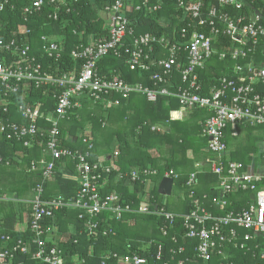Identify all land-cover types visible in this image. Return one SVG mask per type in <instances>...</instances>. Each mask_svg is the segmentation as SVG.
Masks as SVG:
<instances>
[{
    "label": "built area",
    "instance_id": "built-area-1",
    "mask_svg": "<svg viewBox=\"0 0 264 264\" xmlns=\"http://www.w3.org/2000/svg\"><path fill=\"white\" fill-rule=\"evenodd\" d=\"M28 1L20 9L21 21L16 25L18 30L13 33L16 37L5 41L0 35V111H9V95L18 93L21 90L19 84L24 82L33 88L57 86L60 93L54 97L57 103L54 120L49 116L44 118L38 108L22 104L17 108L24 121L21 125L0 117V137L21 142L25 148L44 141V153L50 157L29 164L28 172H40L41 175V181L33 188L29 201L30 237L14 240L10 235H1L4 246L0 248V264H14L17 254L30 256L39 264H64L61 250L55 246L47 247L46 237L52 230L43 225L45 219L53 218L55 213L64 209H76L80 219L87 218V231L93 237L99 233L103 236L113 234L110 229L101 230L99 222L93 221L104 212H111L118 221L123 213L162 217L169 224L168 229L161 228L164 236L173 228L175 220L181 218L186 237L197 241L195 252L200 260L209 262L214 255L225 260L228 257L225 249L230 246L245 252L257 251L254 264H264V172L259 169L263 166L256 165L255 161L248 164L231 161L224 135L228 126L264 128V63L256 64L252 60L246 62L262 45L264 54V0H168L182 14L179 22L183 23V27L177 39H157L149 34L136 36L126 15L127 12L142 8L157 13L162 10L165 0H142L141 5L135 7L128 4L129 0H114L102 12L107 24V37L92 39L89 45L72 50V59L82 62L80 71L63 73L57 77L42 71L41 64L31 55V47L20 37L30 33L27 27L30 19L43 8L64 5L65 0ZM7 8L14 10L13 0L0 2L1 34L9 30L13 23L12 17L5 21L1 19ZM56 13L48 16L55 22L58 20ZM217 45L225 47L219 51ZM46 52L50 58L55 55L59 58L55 45L46 48ZM110 54L117 58L124 55L126 66L131 71L148 73L152 86L128 83L114 75L102 77L97 62ZM213 56L219 62L231 60L236 64L232 69V77L216 80L209 95L203 96L198 72L205 68ZM239 61L245 62V65L238 64ZM175 73L180 75V86L172 82ZM87 95L94 103H105L106 107L120 106L122 101L133 95L143 96L149 103L156 102L159 97L172 98L177 100L180 111L172 113L170 120L184 118L185 114L199 109L210 114L203 123L202 135L207 139L206 151L211 157L196 163L195 172L189 175L186 184L192 187L189 193L192 210L189 214L176 215L149 201L135 209L122 204L116 193L102 196L100 191L104 187V177L118 171L117 165H105L103 158L93 162L88 152L82 155L59 147L58 122L65 119L74 107H80L77 98ZM42 118L46 119L48 127L41 126ZM151 129L161 130L159 127ZM261 144L264 147V130ZM87 147L91 148L90 145ZM261 153L264 155V149L258 157ZM116 156L118 152L114 153ZM66 157L76 160L73 177L79 184L76 197L70 200L63 197L44 199V185L53 180L55 161ZM205 166L218 177L215 187L217 195L210 200L209 207L223 212L219 216L204 207L206 196L197 197L193 189L197 174ZM156 174V170L135 169L125 174L119 172L118 179H128L134 183L148 180ZM164 177L176 179L178 176L170 170ZM240 195H248L249 199L239 201H243L240 211L227 212V208L232 205L230 197ZM172 241L176 242L175 237ZM161 250L159 246L158 257ZM182 251L183 248H180L178 253ZM106 259H115L122 264L146 263L137 255L118 256L112 253ZM76 264L86 263L78 260Z\"/></svg>",
    "mask_w": 264,
    "mask_h": 264
},
{
    "label": "trees",
    "instance_id": "trees-1",
    "mask_svg": "<svg viewBox=\"0 0 264 264\" xmlns=\"http://www.w3.org/2000/svg\"><path fill=\"white\" fill-rule=\"evenodd\" d=\"M113 1L65 0L64 5L61 6L48 5L30 19L27 26L30 33L20 39L29 44L31 55L41 64L43 72L57 77L63 73L80 71L82 62L72 59L71 52L77 47L89 45L92 39L107 37V24L102 12ZM141 1L129 0L128 4L135 7L141 5ZM155 1L151 0V2ZM13 3L14 10L10 11L7 8L1 16L2 21L13 18L11 28L0 33L5 41L7 38L16 37L13 33L18 30L16 25L21 21L20 9L29 1L13 0ZM56 11L58 20L55 22L48 16ZM126 15L136 36L149 34L157 39H177L183 27V23L179 22L182 14L177 11L174 3L168 0L162 3V10L157 13H151L142 8L139 11L127 12ZM51 45L57 47L59 58H56V55L52 58L48 56L46 48ZM217 46L219 51L225 47ZM262 48L263 45L254 55H250L246 62L252 60L256 64L264 63ZM151 55L155 56L154 53ZM121 57L117 58L110 54L101 58L97 62L99 74L108 78L112 75L118 76L132 84L141 83L148 87L152 86L148 73L131 71L126 66V57L124 55ZM237 63L245 65L243 61ZM235 64L231 60L219 62L216 56H213L205 64V68L198 72L199 83L203 88L201 94L208 96L216 80L232 77ZM172 82L175 86H180L181 78L178 73L173 75ZM9 84L13 83L9 82ZM19 85L21 90L9 95V111L7 113L0 111L2 120L8 119L18 125L24 123L17 112L20 104L38 108L44 118L49 116L55 119L57 103L54 97L60 93L57 86L33 88L28 85V82ZM77 101L80 107H74L65 119L58 122L59 147L82 155L88 152L90 161L97 162L103 158L105 165H111L108 155L114 156V153L118 152L115 159L118 171L104 177V187L100 194L104 196L116 193L121 198L122 204L131 205L135 209L148 194L147 201L173 213L174 210L168 201L169 197L162 196L158 192V185L165 173L173 170L178 177L173 179L171 196L177 199L179 194L185 195L184 199H181V210L173 214H189L192 210L189 198L192 187L189 188L186 185L189 175L195 172L196 163L211 157V154L206 151L207 139L202 135L203 123L210 114L206 110L199 109L189 112L184 118L170 120L172 112L178 111L179 107L175 99L168 97H159L156 102L149 103L143 96L133 95L128 100L122 101L118 107H106L105 103H94L88 95L77 98ZM44 118L41 119V126L48 127L49 124ZM154 126L161 130L152 131L151 127ZM241 127L243 126H236L237 129ZM245 127L242 129L246 131L247 136L242 143L228 138L231 126L225 129L224 135L227 148L231 150L230 160L248 164L253 160L251 154L257 155L261 152L263 129ZM254 130L258 131V135H252ZM84 140L87 142L84 143ZM89 145L90 149L87 147ZM263 156L261 153L260 161H264ZM41 158L47 160L50 158L49 154L44 153V141L25 148L21 142L7 141L0 137V173L3 174L0 185L6 186L9 184L8 177H14L20 184V189H16L19 192L17 198H21L23 194L33 190L35 185L40 183V172L30 173L28 167L31 161H38ZM75 162L76 160L71 157L55 161L53 180L44 185V199L63 197L70 200L76 197L79 184L73 179ZM131 169H151L156 170L157 174L148 180L134 183L128 179H118L119 172L125 174ZM204 169L197 174L195 182L197 180L206 182V192L203 195L195 192V195L200 198L206 196L207 200L203 201L204 207L216 216L222 215L223 212L209 207L210 200L217 195L215 187L218 184V177L211 174L208 167L205 166ZM150 182L153 183V187L148 189ZM248 199V195L230 197L229 201L232 205L227 208V212L240 211L243 201L242 203L239 201ZM3 204L5 223L11 225L15 219L19 221L24 204L19 203L18 206L11 203ZM0 216H3V213L0 212ZM96 220L101 230L110 229L113 234L103 236L99 233L95 237L89 236L86 226L87 218L80 219L79 211L76 209L61 210L55 213L53 218L43 221L45 227L51 230L55 227L56 234L62 238L63 242H58L56 247L62 252L64 264H76L78 260H84L86 264H102V262L118 264L115 259H106V256L112 253L118 256L137 255L146 261L145 264H254L256 262L257 251L245 252L230 246L225 249L228 256L225 260L217 255H214L209 262L200 260L195 252L197 241L186 237L181 218L175 220L173 228L168 230L166 236L161 233V228L168 229L169 224L164 221V218L158 216L123 213L121 220L118 221L111 212H104L93 219V221ZM7 228L9 229L4 232L0 231V236L10 235L14 240L30 237L28 231L17 234L12 232V227ZM173 237L176 242L172 241ZM51 246L53 245L47 244L48 248ZM159 246L162 250L158 257ZM180 248H183V251L178 253ZM13 263L39 264L30 256L21 254L15 256Z\"/></svg>",
    "mask_w": 264,
    "mask_h": 264
},
{
    "label": "crops",
    "instance_id": "crops-1",
    "mask_svg": "<svg viewBox=\"0 0 264 264\" xmlns=\"http://www.w3.org/2000/svg\"><path fill=\"white\" fill-rule=\"evenodd\" d=\"M201 93H202V91H201ZM179 111H180V109H178V111H174L172 113H176V112H179ZM154 127H157V126H154ZM242 128L245 129L246 127L243 126L240 129L231 127L230 132H228L229 133L228 138H230L232 140H237V141H239L241 143L244 142V140H245L244 137L247 136V135H246V131L243 130ZM252 135L253 136H256V135H258V133L252 132ZM230 153H231V150L228 149V155ZM189 155L191 157V154H189ZM250 156H252V158H253V160L251 162L254 163V161H255V164L256 165L260 164V166H264L263 161H260V158L258 157V154L257 155H252L251 154ZM253 156H255V159H254ZM108 157H109V162H110L111 165L112 164L117 165L115 163V161H116L115 159L117 158V156L114 157L113 155H108ZM257 159L259 160L258 162H257ZM204 168H203V170H205ZM259 169H260V172H264V169H261V168H259ZM132 170H135V169H131L130 171H132ZM126 173H128V172H126ZM173 185H174V183H173ZM152 187H153V183L150 182V184L148 185V189H151ZM193 189L198 194H201V195L205 194V192H206V182L203 183V180H197L195 182L194 186H193ZM172 190H173V187H172ZM29 194H30L29 200H18L17 201L18 203H23L24 205L22 206L23 207L22 209L20 208L21 209V212H20V220L19 221H16V219H15V221L11 225H7L5 223V220H4V212H3V209H5V207H4V204H3V200L0 197V212H1V214L3 213V216H0V231L4 232V231L8 230L9 228H7V227H12V232L17 233V234H24V233H26L28 231V222H29V217H30L29 216L30 215V205H29V201L32 199V190L29 191ZM171 194H172V192H171ZM178 196L179 197H177V199L175 197L173 198L171 195L168 196L169 197L168 201H169L170 205L172 206V209L174 210V212L181 210V199H184V197H185L184 194H179ZM165 197H167V196H165ZM147 198H148V194L142 199V201L143 202H146L147 201ZM56 233L57 232H55V227H54V229L52 230V233H50L46 237V241L49 244H51V245H53L55 247L57 246L58 242H63L62 241V238L59 237ZM3 246H4V244L2 242H0V247H3Z\"/></svg>",
    "mask_w": 264,
    "mask_h": 264
},
{
    "label": "rangeland",
    "instance_id": "rangeland-1",
    "mask_svg": "<svg viewBox=\"0 0 264 264\" xmlns=\"http://www.w3.org/2000/svg\"><path fill=\"white\" fill-rule=\"evenodd\" d=\"M113 107H118V106H113ZM259 129L264 130V128H259ZM254 132L258 133L257 130H254ZM263 149H264V147L261 145V150H263ZM258 161L259 160L257 159V162ZM263 164H264V161H263ZM261 169H264V166ZM2 176H3V174L0 173V180L3 178ZM8 182H9V184H7L6 186L0 185V191H1L0 196L3 200V203H11L14 206H18L19 203L17 202L18 201L17 199L29 200V196H30L29 192H27L26 194H23L21 196V198H17V193H19V192L16 189H18V190L20 189V184H19V182H16L14 177H8ZM118 264H122V263L119 262Z\"/></svg>",
    "mask_w": 264,
    "mask_h": 264
},
{
    "label": "water",
    "instance_id": "water-1",
    "mask_svg": "<svg viewBox=\"0 0 264 264\" xmlns=\"http://www.w3.org/2000/svg\"><path fill=\"white\" fill-rule=\"evenodd\" d=\"M172 187H173V179L169 177H164L160 181L158 185V192L162 196H170L172 192Z\"/></svg>",
    "mask_w": 264,
    "mask_h": 264
}]
</instances>
